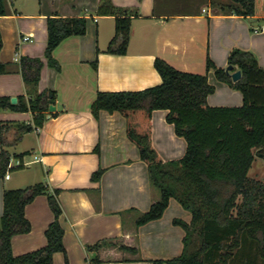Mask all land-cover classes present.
<instances>
[{
    "label": "crops",
    "instance_id": "1",
    "mask_svg": "<svg viewBox=\"0 0 264 264\" xmlns=\"http://www.w3.org/2000/svg\"><path fill=\"white\" fill-rule=\"evenodd\" d=\"M231 1L112 0L118 14L103 15L102 0H7V14L0 16V60L9 64V72L0 75V96L16 97L12 104L29 103L32 96L19 64L22 57H38L45 62L38 92L54 91L56 110L50 106L45 110L42 126L35 125L32 111L0 110V133L1 126L5 128L0 151L8 149L14 170L21 169L0 180V216L5 190L37 183L47 185L51 193L58 189L66 252H57L54 264H155L183 252L185 230L175 221L190 223L191 212L172 198L161 218L136 226L138 215L149 211L158 198L148 165L128 137L126 117L106 110L96 116L92 105L101 91H139L160 84L157 58L178 70L205 74L208 56L227 68L231 51L238 48L252 51L264 68V33L255 32L264 25V15L245 17L220 8ZM123 10L132 16L128 51L109 53ZM54 16L87 19L85 35L70 36L55 49L60 69L50 67L45 56L48 19ZM208 78L216 87L208 97L211 106L243 105L240 91L218 80L214 71ZM167 113L152 114L153 144L164 159H180L187 141L177 135ZM21 125L33 129L16 140ZM19 162L25 165L19 167ZM99 170L102 176L93 179ZM25 212L32 228L13 237L16 256L46 246L45 232L55 218L46 194L38 195ZM104 240L110 242L98 250L88 249ZM121 245L138 252H127ZM96 256L101 262L94 260Z\"/></svg>",
    "mask_w": 264,
    "mask_h": 264
},
{
    "label": "trees",
    "instance_id": "2",
    "mask_svg": "<svg viewBox=\"0 0 264 264\" xmlns=\"http://www.w3.org/2000/svg\"><path fill=\"white\" fill-rule=\"evenodd\" d=\"M6 3L7 0H0V16L7 14ZM220 8L253 17L264 15V0H232L220 4ZM99 12L118 14L112 0H102ZM122 15L116 20V35L107 49L109 53L128 51L132 16L125 10ZM48 32L47 63L60 69L54 57L55 49L70 36L85 35L87 19L50 17ZM2 47L0 31V51ZM229 65L233 66L232 72L241 71L239 80L234 81L231 72L217 66L209 56L205 74L181 71L157 58L155 68L162 77L160 84L139 91H101L93 102L92 111L96 116L106 110L126 117L128 137L138 146L141 159L148 165L151 187L158 198L149 211L138 215L136 226L161 218L172 198L192 214L190 223L175 221L185 230L183 252L171 260H155V264H264V181L251 175L259 159L257 153H264V68L252 51L238 48L231 51ZM8 66L0 60V75L9 72ZM44 66L41 58L22 57L20 73L32 97L29 103L12 104L10 97L0 96V110L32 111L36 113L35 125L42 126L47 120L49 94L55 95L51 90L38 92ZM93 66L97 69L98 61ZM210 71L243 94V105L208 103V97L216 90L209 82ZM155 110H167V121L174 125L177 135L186 139L187 151L182 158L166 160L155 148L152 127ZM4 129L1 126L3 145ZM32 129L31 125H21L16 140ZM11 158L8 149L0 151V180L15 169L9 168ZM102 174L103 170H99L93 179H100ZM59 192L56 189L51 193L43 183L5 190L4 213L0 216V264H54L55 254L66 252ZM41 194L48 195L55 216L45 232L47 244L16 256L12 239L31 231L25 209ZM108 242L100 241L88 249L98 250ZM120 247L127 252H138L136 247ZM94 260L101 262L98 256Z\"/></svg>",
    "mask_w": 264,
    "mask_h": 264
},
{
    "label": "water",
    "instance_id": "3",
    "mask_svg": "<svg viewBox=\"0 0 264 264\" xmlns=\"http://www.w3.org/2000/svg\"><path fill=\"white\" fill-rule=\"evenodd\" d=\"M257 19H252V21H256ZM227 71L230 73L231 72V75H232V78L234 81H237L239 80L241 77H242V73L240 70L238 71H235V72H232L233 71V66L229 65L227 67ZM12 103H16L17 102V98L16 97H13L11 99ZM49 103H50V110L51 111H55L56 110V106H55V99H54V96L53 94H49ZM52 114H48L47 117L48 118H51ZM257 155L261 158H264V153H257Z\"/></svg>",
    "mask_w": 264,
    "mask_h": 264
},
{
    "label": "rangeland",
    "instance_id": "4",
    "mask_svg": "<svg viewBox=\"0 0 264 264\" xmlns=\"http://www.w3.org/2000/svg\"><path fill=\"white\" fill-rule=\"evenodd\" d=\"M21 169H16L11 172V175L16 176L17 171H20ZM251 175L258 180L264 181V161L262 159H258V161L255 163V168Z\"/></svg>",
    "mask_w": 264,
    "mask_h": 264
},
{
    "label": "built area",
    "instance_id": "5",
    "mask_svg": "<svg viewBox=\"0 0 264 264\" xmlns=\"http://www.w3.org/2000/svg\"><path fill=\"white\" fill-rule=\"evenodd\" d=\"M255 32H262V33H264V25H262V27H260V28L255 29ZM25 40H28V37H26ZM18 165H19V166H21V165H25V163H21V162H19ZM12 167H13V165L10 163L9 168H12ZM5 177H6L7 179H9V178L11 177V172L8 171V173L6 174Z\"/></svg>",
    "mask_w": 264,
    "mask_h": 264
}]
</instances>
